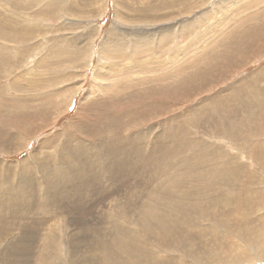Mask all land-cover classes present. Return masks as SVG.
<instances>
[{
  "label": "rangeland",
  "instance_id": "obj_1",
  "mask_svg": "<svg viewBox=\"0 0 264 264\" xmlns=\"http://www.w3.org/2000/svg\"><path fill=\"white\" fill-rule=\"evenodd\" d=\"M138 4L142 24L155 22L154 30L173 25L163 33L169 36L157 31L148 37L150 47L139 50L148 55L139 59L148 61L139 64V81L168 79L141 88L139 112L112 108L145 137L139 158L133 147L120 153L134 140L118 139L109 150L107 138L115 135L108 118L100 119L107 99L98 105L95 92L107 86L102 77L126 73L111 66L107 44L119 37L117 19ZM170 13L173 19H161ZM3 16L0 264H136L142 257L140 264H264V0H0ZM67 19L79 27L59 40ZM123 41L131 44L129 57L132 43L127 36ZM55 64L60 70L48 75ZM72 152L87 165L68 164ZM96 166L101 176L88 191L83 182ZM57 173L72 177L65 188L57 185ZM170 178L181 191L176 202ZM59 190L61 203L51 206ZM176 204L183 215L175 238L168 240L162 229L161 236L156 230L143 239L150 230L141 214L170 212Z\"/></svg>",
  "mask_w": 264,
  "mask_h": 264
},
{
  "label": "bare ground",
  "instance_id": "obj_2",
  "mask_svg": "<svg viewBox=\"0 0 264 264\" xmlns=\"http://www.w3.org/2000/svg\"><path fill=\"white\" fill-rule=\"evenodd\" d=\"M57 2V1H56ZM67 2V1H66ZM73 1H71L72 3ZM75 2V0H74ZM70 3V4H71ZM57 4V3H56ZM59 4V3H58ZM69 3L67 2L66 5H68ZM60 5V4H59ZM171 5V4H168L167 7ZM176 5V4H175ZM51 6V5H49ZM66 7V6H65ZM71 7V6H70ZM171 7V6H170ZM74 8V7H73ZM56 9V8H55ZM54 9V10H55ZM68 9V8H67ZM163 8H161L162 10ZM18 10V9H17ZM51 10V9H50ZM129 12H128V11ZM127 10H125V13H124V16L121 18V20L117 19V21H119L118 23V26H117V29L115 31L118 30V33L119 34V37H117L113 42H110L107 44V52L109 53V59L111 61V66L112 67H117V68H123L125 69L126 73L124 75H117V76H105V77H102V81H100V83L102 85H107V86H99L97 87L96 91L95 92H98L99 93V97L100 99L97 100V104L99 105L98 101H100V103H102V100H105L103 106H104V109L101 111V118H104V117H107L108 118V123H110V133H114L115 135V138L112 140V139H109L107 138V143L109 144L108 148L109 150L113 151L116 147V144L114 143L116 140L120 139V140H124V141H132L134 140V143H133V146L132 144H128L127 145V148H124L122 151H120L121 155H126L128 153L131 152V147H133V149H136V152H134L135 156L137 158H139V147L141 148L140 146V141L141 139H145V137H140L139 135V130H137L136 128H130L134 122L132 121H122L123 119V116L119 115V112L118 111H113L112 108H118L120 111H122L123 109L125 108H130L131 110H126L128 113H131L133 110H135V112H139V95L141 94L142 90L141 88H145L146 86H150L151 83H156V82H162L164 80H167L168 79V76H159L160 78L158 80H155L156 81H152V82H148L147 80H142V81H139L141 79H139V64L140 66L142 65V67L144 66V64H142L141 62H148L147 60H140V58H144V57H148L145 56V54L143 52H140L139 53V50L142 49L143 47L145 46H148V40H150L148 37L150 35H153L155 36L157 31H160L161 30V34L163 33H169V31H172L171 29H173V25L171 27H165L164 28H160V27H157L155 26L156 29L158 30H154V23H146V24H142V23H145V22H139V4L138 5H134V6H128L127 7ZM53 11V9H52ZM165 11V9H164ZM18 12V11H17ZM61 13H64L65 12H61ZM69 13V12H68ZM73 13V12H72ZM77 13V12H76ZM74 14V13H73ZM182 14V13H181ZM66 15V14H65ZM165 15V14H164ZM78 16V15H77ZM77 16H74V18L76 19H79ZM65 17V16H64ZM128 17H132L133 19H129ZM156 18H158V16H155ZM169 17V18H168ZM175 16L172 15L171 13L165 17H162L161 19L163 18H168V19H173ZM60 18V17H59ZM63 18V17H62ZM7 17H2L0 19V22H8L7 21ZM70 19V18H69ZM53 19H51L52 21ZM81 21V19H79ZM55 21V20H54ZM78 21V20H77ZM172 21V20H171ZM61 22V21H60ZM59 22V23H60ZM157 22V21H156ZM177 22V21H176ZM183 26L186 25V21L184 20H181L180 21ZM48 23H49V20H48ZM51 23V22H50ZM56 23V22H55ZM58 24V23H56ZM164 24V23H163ZM162 24V25H163ZM46 25V24H45ZM50 25V24H49ZM49 25H46L47 27ZM54 25V24H52ZM157 25V24H155ZM178 25V24H177ZM46 27V28H47ZM53 27V26H52ZM62 27V26H61ZM79 26L75 23V21L73 20H66V23L64 24V29L63 30H60L59 28V32L58 35H62L61 37L59 36V40L61 39H64L65 36H64V33H67L65 35H69L67 37H71L73 36L75 30L78 28ZM82 27V26H81ZM180 27V26H179ZM140 29H143V30H139ZM0 29H4V26L0 23ZM51 29V27H50ZM147 29V30H146ZM11 31H13L11 29ZM51 31H53L51 29ZM77 31V30H76ZM114 31V32H115ZM49 32V31H48ZM52 33V32H50ZM56 32L54 34H57ZM140 33V35H139ZM204 33V32H203ZM49 34V33H48ZM53 35V33H52ZM164 36H169V35H165L163 34ZM173 35V34H172ZM171 35V36H172ZM176 35V34H175ZM125 36H127L129 38V40L131 41L132 43V53H131V56H125V48H128L131 44L129 42H124L123 39L125 38ZM181 36V35H180ZM34 37V36H33ZM32 37V38H33ZM57 37V36H56ZM80 38L84 39L86 38V35L85 33L82 34L81 36H79ZM176 37H178L176 35ZM31 38V37H29ZM159 38V37H158ZM78 39V37H77ZM81 40V39H80ZM65 41V40H64ZM68 41V39H67ZM151 41V40H150ZM171 42L169 43H172V38L170 40ZM76 43V42H74ZM92 43V42H90ZM89 43V44H90ZM180 43V42H179ZM62 44V43H61ZM183 43L180 44V46L183 47L182 45ZM116 45V46H115ZM168 45V43H167ZM166 45V46H167ZM89 46V45H88ZM115 46V48L113 47ZM119 46H122L120 47V49H116V47H119ZM125 46V47H123ZM62 47H65V45H62ZM67 47V46H66ZM110 47V50L108 49ZM149 47H150V44H149ZM160 47V45H159ZM174 47V46H173ZM181 47V48H182ZM161 48H165V47H161ZM172 48V47H171ZM170 48V49H171ZM69 49V48H68ZM83 49V48H82ZM89 49V47H87V50ZM150 49V48H149ZM159 49V48H158ZM80 50L79 49H76L75 51L78 53V51ZM151 50V49H150ZM179 50V49H178ZM81 51V50H80ZM160 51V50H159ZM158 51V52H159ZM169 51V50H168ZM150 53V51L147 50V53ZM157 52V51H156ZM185 52H187L185 49L183 50V53L185 54ZM87 53V52H86ZM160 53V52H159ZM166 53V52H165ZM161 56L162 53H160ZM183 54V55H184ZM63 56H66L65 54H62ZM61 55V56H62ZM158 55V54H157ZM159 56V55H158ZM3 57V54L0 53V58ZM59 57V56H58ZM168 57V56H167ZM189 57V56H188ZM157 58V57H156ZM160 58V57H158ZM185 58V56H184ZM183 58V59H184ZM87 59V58H86ZM85 59V60H86ZM178 59V58H177ZM182 59V60H183ZM187 59V58H186ZM158 60V59H157ZM160 60V59H159ZM158 60V61H159ZM165 60V59H164ZM163 62H166L164 61ZM69 64L71 65V63H73V61H69ZM66 61V62H67ZM82 61V60H81ZM161 61V60H160ZM167 61H169L167 59ZM198 61V60H196ZM47 62H49L47 60ZM85 62V61H84ZM152 62V61H151ZM155 62V61H153ZM187 63V60L185 61ZM189 62H191V60H189ZM188 62V63H189ZM150 63V62H149ZM167 63V62H166ZM186 63H183L184 66H186L187 64ZM60 64H63L62 62ZM65 64V63H64ZM76 64V63H74ZM73 64V65H74ZM79 64V63H78ZM86 63H84L85 65ZM153 65L156 64V63H152ZM151 64V66H152ZM164 64V63H163ZM161 65V66H164V65ZM186 64V65H185ZM192 64V63H191ZM159 65V66H160ZM177 65V68H179L178 66L180 64H175ZM194 65H197V64H194ZM150 66V65H149ZM157 67V66H156ZM182 65L180 66V69L178 70H182L181 69ZM192 67V66H191ZM57 68H60V65L58 64H55L51 67L48 68V71H47V74H56L55 72L56 71H59ZM71 70L74 69V67H69ZM144 68V67H143ZM148 68V67H147ZM151 68V67H150ZM154 68V67H153ZM162 68V67H161ZM186 68V67H184ZM188 68V67H187ZM186 68V70H187ZM152 69V68H151ZM155 69V68H154ZM165 69V68H164ZM163 69V70H164ZM176 69V68H175ZM64 70V69H63ZM147 70V69H146ZM150 70V69H149ZM185 70V69H184ZM73 71V70H72ZM176 71V70H175ZM68 72V71H66ZM174 72V71H173ZM182 72V71H180ZM38 72H32L31 71V74H37ZM73 72H69L70 75H72ZM155 73V72H154ZM183 73V72H182ZM158 75V74H156ZM164 75H167V74H164ZM151 76V75H150ZM155 76V75H154ZM183 81V80H182ZM189 81V80H188ZM119 82H123V83H119ZM188 83V82H187ZM158 84V83H157ZM95 85V84H94ZM153 85V84H151ZM156 85V84H155ZM163 84H159V86L162 87ZM185 85V84H184ZM96 86V85H95ZM167 84H164L163 88H162V91L165 90V91H168L167 90ZM160 88V87H159ZM158 88L159 91H161L160 89ZM93 89V88H92ZM148 90L145 91V93L147 92ZM93 92V90H92ZM94 93V92H93ZM97 93V94H98ZM94 101H96L94 99ZM93 103H96V102H93ZM94 105V104H92ZM147 106L145 105V108ZM134 120H137V119H134ZM121 124V125H120ZM109 125V124H108ZM9 128H12V125L10 127L9 125ZM178 128V127H177ZM120 129V130H119ZM128 129H131V130H128ZM93 131V130H92ZM170 131V130H169ZM178 132H181V134L184 133L185 130H177ZM170 132H166V133H162L160 134V136H157V141L159 143H161L162 139L165 137V136H170ZM70 135V134H69ZM68 136V135H67ZM71 137V136H70ZM69 137V138H70ZM67 138V137H66ZM89 139H93V138H89ZM89 139H85L87 141V143L89 142ZM82 140V139H81ZM94 140V139H93ZM187 138H185L183 141H186ZM70 142H68V144L70 145H67L66 144V147L68 146L69 149H71V139H69ZM84 141V140H83ZM82 141V142H83ZM67 142V141H66ZM85 142V141H84ZM83 142V143H84ZM92 142V141H91ZM96 143V141L94 140V142H92V148H95L96 146H94V144ZM163 143H168V142H165L163 141ZM79 144V143H78ZM167 145V144H166ZM97 148L99 149V147L97 146ZM101 148V147H100ZM143 149V148H142ZM84 150H90L89 147H85ZM141 151V150H140ZM152 151V150H151ZM144 152V151H143ZM75 153H77V151L75 150ZM154 154V153H153ZM77 154H73V152L71 153V159L72 161L71 162H68V164L74 166L75 164L77 163H82L84 165H87L86 163V160H83V159H79L77 160V157H76ZM144 155V154H143ZM150 156V155H149ZM59 157L60 155L57 154V156L55 158H57V160L59 161ZM91 157V156H90ZM89 156H87L86 158H90ZM116 157H120V154L118 155H114L113 158H116ZM153 157V156H152ZM98 159V158H97ZM109 162L110 163L112 160H110V158H108ZM58 161H55L54 159H52V163H54V168L58 167ZM94 160H90L88 163H89V166L90 163H92ZM113 162V161H112ZM99 165L98 168H101L102 167V163L100 161H95L94 164L92 165ZM97 168V166H96ZM98 168H97V171H98ZM136 174L139 173V167L137 168ZM127 175H128V172H125V169L121 172V175H120V179L119 182L122 183V180L127 178ZM101 176V170H99L98 172L94 173V175H92L91 178H87V180H85V183L89 189L88 191H90L91 189V184L94 182V179H96L97 181L99 180ZM29 177V176H28ZM71 178L69 179V175H66V176H63L62 174L60 173H57V185L58 186H62L61 188H65L69 182L71 181ZM43 179L45 182L49 181L50 179H46L44 178L43 176ZM59 180L62 181V183L65 181L67 182L66 184H62ZM111 180H114V179H111ZM173 179L170 178V181H169V187L171 188V192L173 194V201L176 202L178 197H179V194L181 193L180 189L175 187V184L173 183ZM181 184H183L185 186V184H187V181L185 180H182L181 181ZM189 190V189H188ZM48 192V191H47ZM45 192V194L47 193ZM185 194V193H184ZM187 194V193H186ZM58 195H62L64 196L63 192L61 190L59 191H55V195L52 197V198H55L53 201L50 200V203H51V206H54L55 204H60L61 201L59 200L58 198ZM50 198V199H52ZM45 196H42L41 197V201L40 203L43 202V208H46V207H49V204L48 203V200L45 201ZM47 204V205H46ZM183 215V208L180 204H176L174 205V208L170 211V212H159L155 209H148L146 211H144L142 214H141V223H143L149 230L150 232L148 234H144L143 235V239H147V238H152L154 235H155V231L156 230H159V234L158 236H161V232H162V229H164L167 234L163 235V236H167V239L168 240H173L175 237H174V233H173V230L175 228H182L180 226V217ZM233 221V220H232ZM264 225V224H263ZM97 239V238H96ZM150 239H147L148 241ZM159 239V237H158ZM99 240V239H98ZM102 240V239H101ZM166 241V240H165ZM102 245V244H101ZM140 260H143L145 261V257H142V258H139L138 262L136 264H140L141 261ZM120 262V261H119ZM121 264H125L123 262H120Z\"/></svg>",
  "mask_w": 264,
  "mask_h": 264
}]
</instances>
